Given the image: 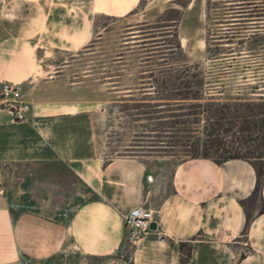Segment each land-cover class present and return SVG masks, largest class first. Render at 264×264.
I'll list each match as a JSON object with an SVG mask.
<instances>
[{"label": "crops", "instance_id": "obj_1", "mask_svg": "<svg viewBox=\"0 0 264 264\" xmlns=\"http://www.w3.org/2000/svg\"><path fill=\"white\" fill-rule=\"evenodd\" d=\"M157 1L144 0L139 12L129 10L116 17L114 24L102 33L97 25L99 13H93L96 0H10V4L23 2L21 9L26 11L31 7L38 10L12 15L11 20L19 26L11 38L19 43V51L24 47L33 50L34 64L20 69L10 80L21 84L23 100L32 106V111L25 122H14L8 112L11 108L2 111L0 161L61 164L73 175L75 185L81 188L76 197L82 204L61 229L66 236L60 247L63 251H77L76 264H88L85 260L91 256L108 257L100 264H183L181 243L192 247V257L186 264H264V183L260 197L254 201L257 176L248 162L232 160L215 168L203 159L184 161L174 167L168 190L155 203L158 180L148 165L137 158L110 155L108 145L101 141L100 122L107 121V135L114 128L109 123L115 119L110 106L196 101L149 99L158 94L154 92L155 79L163 74L164 65L160 63L169 58L171 70L186 69L189 78V70L194 68L204 77L199 101L209 98L210 102H244L255 97L264 100V87L256 82L250 69L240 74L242 80L236 77V65L251 56L253 50L229 48L210 56L206 34L213 27L211 17L229 10L232 4L214 1L218 7L213 14L208 1H191L181 10L176 25L164 28L162 25L167 22L151 16ZM118 10L125 11V5ZM9 11L2 7L0 14L7 19L5 13ZM120 22L125 25L123 35H129L132 41L124 42V50L113 56L108 52V63L101 66L97 46L116 34L113 25ZM228 26L214 25L219 33L229 30L226 33L237 36L240 26ZM164 29L171 30L162 32ZM163 33H175L178 47L162 50L164 42L160 40L165 37L158 35ZM249 33L248 42L243 45L252 36L262 35L264 29ZM85 38L89 41L83 46ZM151 45L155 47L148 48ZM143 51L145 57L140 59L139 74L135 76L131 59ZM177 51L183 53L184 61L173 60ZM225 63L228 67L220 81L210 83L214 66ZM154 66L157 69L149 70ZM148 204L155 212L157 230L131 242L123 217ZM0 206V264H7L17 260L18 253L13 226Z\"/></svg>", "mask_w": 264, "mask_h": 264}, {"label": "rangeland", "instance_id": "obj_2", "mask_svg": "<svg viewBox=\"0 0 264 264\" xmlns=\"http://www.w3.org/2000/svg\"><path fill=\"white\" fill-rule=\"evenodd\" d=\"M123 0H96V4L101 5V11L98 12L97 25L99 31L104 33L105 28L109 24H114L116 17H122L129 10L139 12L144 0H125V11H119ZM208 1L211 12L216 13L218 4L214 1L219 0H158L156 3L157 9L151 10L152 18L161 19L167 22L162 27H170L176 25L175 22L181 17V10L187 7L191 2ZM224 3H229V10L222 11V14L213 15L211 17V24L213 27L207 32V44L211 51V57L222 50L235 48L236 50H253L254 52L249 57H244L236 65L235 72L238 74L237 80H242L241 73L245 69H250V74L256 78V82L264 87V33L262 35L252 36L248 44L249 30L264 29V18L250 19L240 21L237 19L251 18L237 16L239 11L236 7L240 5L238 2H251L264 4V0H222ZM23 2L11 3L10 0H0V10L2 7H8L10 11L5 13L7 19L0 14V87L5 82H11L17 76L20 69L24 70L25 66L33 65V50L30 47L23 48L19 51V43L11 40L12 35L18 32L19 26L12 24V15H19L25 13H37L38 10L30 8L26 11L21 9ZM94 5V6H95ZM254 4H248V6ZM153 6V5H152ZM55 5H52L54 8ZM95 7L93 8V13ZM151 9V8H150ZM161 10L158 11L157 10ZM264 17V15L252 16ZM21 20V19H20ZM219 20V21H217ZM248 23V25L240 26L237 36H231L226 33L229 30H223L222 33L217 31L215 24H220L221 28H229L228 24ZM115 26L116 34H112L105 38L103 43L98 45L100 53L99 64L101 66L108 63V52L117 54L126 47L123 43L132 41L129 35H123L122 30L125 25L119 23ZM151 28V27H150ZM164 29L162 32H167ZM175 31V30H174ZM173 35V36H172ZM158 36H164L162 42V50L170 49L171 46L178 47L177 37L175 33H163ZM166 36H172L166 38ZM154 43V42H149ZM216 44L224 45L222 48L215 47ZM233 44L231 47L228 45ZM140 45V44H137ZM201 46V45H200ZM155 47L151 45L148 48ZM142 49L137 47V50ZM21 52V53H19ZM145 51L137 52L136 56L131 59V63L135 65L134 73L138 76V65L141 58H144ZM142 54V55H141ZM185 56L181 51H177L174 56V61L182 62ZM86 62V61H85ZM172 63V58L167 62L160 63L164 67L161 68L163 72L157 79L156 89L157 95L149 97V99H185L193 98L196 92H199V97L202 98L205 79L203 76L195 77L197 69L191 68L189 70V78L187 77L186 69H178L173 71L168 67ZM156 64V63H155ZM154 64V65H155ZM159 64V63H157ZM228 64H217L214 66L215 75L209 81L212 84L218 83L222 72L226 70ZM157 69L156 66L149 68V70ZM150 77V76H148ZM19 84V83H18ZM21 85V84H20ZM191 87L187 90V87ZM180 94V95H179ZM235 98V97H234ZM231 98V99H234ZM193 101L184 103H129L119 104L109 107L111 113H115V119L110 120V127H114L107 135V121H101L99 130L102 134V143L108 145V153L114 157H130L137 158L149 167V171L156 177L158 194L153 197L155 203L161 200L160 195L168 190L174 174V167L184 161L189 160L186 150L188 148L182 144L176 145L174 142L179 138H184V141L201 142L200 150L206 139V130L210 131L212 126L211 117L206 111H215L220 106L226 104L230 106L232 112L236 108L242 109L244 103L260 104L261 99L255 97L252 101ZM139 100V98H137ZM1 102V98H0ZM169 104V105H164ZM162 105V106H160ZM180 105V106H179ZM196 105H200L197 112L200 113L197 120L198 125L190 124L189 126L176 125V129L172 131L173 134H167L164 129L172 122L187 121L194 122L195 117L183 118L182 115L190 114L194 111ZM2 109V110H1ZM4 108L0 105V116L4 114ZM3 111V112H2ZM12 115L11 111H8ZM175 118L173 119L172 117ZM172 118V119H171ZM234 127L230 128L231 132L224 134L220 132L221 138L227 144V150L232 154H246L247 149H252L253 143L245 145L242 142L243 134L240 133V124L238 121L234 122ZM229 128V127H228ZM177 130H186V133H177ZM177 139H172V137ZM254 136V135H252ZM254 138V137H253ZM176 145V146H174ZM256 162V160H252ZM148 180L153 182V177L149 176ZM76 181L70 171L61 164H24V163H10L0 161V204L4 208L10 224L13 226L15 234V250L18 253V259L13 260L7 264H76L79 254L73 248L66 251L61 250L60 241L66 236L62 232V228L66 226L71 216L81 204L80 197L76 194L81 191V188L75 185ZM255 201V200H254ZM252 204V203H251ZM249 204V206H251ZM1 207V206H0ZM147 208L152 209L151 204ZM153 210V209H152ZM72 233L70 229V234ZM70 244V242H69ZM108 257H87L88 264H100L107 260ZM81 261V260H80Z\"/></svg>", "mask_w": 264, "mask_h": 264}, {"label": "trees", "instance_id": "obj_3", "mask_svg": "<svg viewBox=\"0 0 264 264\" xmlns=\"http://www.w3.org/2000/svg\"><path fill=\"white\" fill-rule=\"evenodd\" d=\"M197 73L198 74H196L195 77L198 78L202 76L198 70ZM199 95L200 93L196 92L195 95L192 96V99L200 100L201 98ZM198 108H201L200 105H196L194 111L190 114L182 115L183 118L195 117L194 122H191L190 119L184 122L171 120L172 122L170 125L164 127V129H168L165 132L167 134H173L172 131L176 129V125H198L199 122L197 117L200 115V113L197 112ZM206 113L211 117V123H214L215 125L212 126L210 131L206 130V139L202 146L203 150H200L199 148L201 146L200 141L191 144L189 141L185 142L184 138L177 139L173 136L172 139H177L174 143L176 145L182 144V146L188 148L186 153L190 159H203L209 161L215 168H219L232 160L248 162L255 170L257 176V186L253 194V200L258 199L262 193L264 183V100H262L260 104L244 103L242 109L236 108L234 112H232L230 106L224 104L220 106L218 110L213 112L206 111ZM172 118L174 119L175 116ZM234 120L238 121L240 124V133L243 134L242 142L245 145L248 143H253L254 145L252 146V149H247L246 154H232L231 151L227 150V144L219 134L220 132L224 134L231 132L229 129L234 127ZM177 133H186V130H177ZM252 160H256V162H253ZM241 205L244 206V203H241ZM261 213H264V204ZM180 250L182 253L181 262L183 264L188 263L192 257V247H190L189 244L181 243Z\"/></svg>", "mask_w": 264, "mask_h": 264}, {"label": "built area", "instance_id": "obj_4", "mask_svg": "<svg viewBox=\"0 0 264 264\" xmlns=\"http://www.w3.org/2000/svg\"><path fill=\"white\" fill-rule=\"evenodd\" d=\"M1 105L12 108L14 122H25L32 111V106L23 100L22 87L18 83L5 82L1 88ZM125 226L130 232V241L137 242L152 234V224L157 223L154 210L139 206L124 215ZM158 226V223H157Z\"/></svg>", "mask_w": 264, "mask_h": 264}, {"label": "flooded vegetation", "instance_id": "obj_5", "mask_svg": "<svg viewBox=\"0 0 264 264\" xmlns=\"http://www.w3.org/2000/svg\"><path fill=\"white\" fill-rule=\"evenodd\" d=\"M240 5L239 7H236L239 11H237L239 14L237 16L240 17H251V18H241V19H237L240 21H244V20H250V19H262L264 17H252V16H258V15H264V4H259L257 3V1H251V2H238L235 3ZM248 4H254V5H250L248 6ZM239 26H243L241 28H244V26L248 25V23H237ZM264 27V26H262Z\"/></svg>", "mask_w": 264, "mask_h": 264}, {"label": "bare ground", "instance_id": "obj_6", "mask_svg": "<svg viewBox=\"0 0 264 264\" xmlns=\"http://www.w3.org/2000/svg\"><path fill=\"white\" fill-rule=\"evenodd\" d=\"M124 4H125V1L122 3V5H121V9H124ZM101 11V5L100 4H96L95 5V9H94V12L95 13H98V12H100ZM88 41H89V38H85L84 40H83V43H82V45L83 46H86L87 44H88ZM185 41V40H184ZM188 41V40H187ZM184 44H185V42H184ZM187 44V43H186ZM188 47V46H187ZM37 66H38V64H37ZM37 74H40L41 75V73L40 72H37ZM12 109V108H11ZM5 111V110H4Z\"/></svg>", "mask_w": 264, "mask_h": 264}, {"label": "water", "instance_id": "obj_7", "mask_svg": "<svg viewBox=\"0 0 264 264\" xmlns=\"http://www.w3.org/2000/svg\"><path fill=\"white\" fill-rule=\"evenodd\" d=\"M151 228L153 231H156L157 230V223H153Z\"/></svg>", "mask_w": 264, "mask_h": 264}]
</instances>
